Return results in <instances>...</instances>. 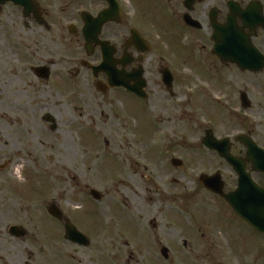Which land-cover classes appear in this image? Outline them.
<instances>
[{"label":"rangeland","instance_id":"obj_1","mask_svg":"<svg viewBox=\"0 0 264 264\" xmlns=\"http://www.w3.org/2000/svg\"><path fill=\"white\" fill-rule=\"evenodd\" d=\"M57 34L27 31L11 5L0 14V264H179L172 254L188 255L193 246L174 238L175 227L187 218L192 224L189 212L198 206L222 205L206 193L200 176L230 174L202 144L206 131L230 139L243 157L238 136L264 146V71L243 72L191 48L184 37L176 42L151 32L144 104L131 94L98 91L80 55L78 64L70 63ZM39 66L51 69L49 79L33 74ZM165 67L176 77L174 97L162 80ZM242 93L251 102L248 110ZM174 159L183 167H174ZM93 190L101 200L91 197ZM122 190L130 207L117 196ZM53 204L89 246L65 239L63 223L49 213ZM12 227L27 235L12 236Z\"/></svg>","mask_w":264,"mask_h":264},{"label":"flooded vegetation","instance_id":"obj_2","mask_svg":"<svg viewBox=\"0 0 264 264\" xmlns=\"http://www.w3.org/2000/svg\"><path fill=\"white\" fill-rule=\"evenodd\" d=\"M35 2L39 6V13L37 17L24 20L27 31L40 36L57 32L60 35L57 34L58 37L62 39L61 45L71 53L70 63L78 64L75 56L80 55V66L94 78L96 89L103 94L115 92L114 95H117L119 91L131 94L123 87H113L109 82V75L104 70L95 73L94 68L104 62V53L108 52L110 55L111 69L119 76H124L122 81L131 80L130 75L139 73L141 68L144 70L143 63L147 54H144L142 44H149L153 49L148 37V33L151 32L153 35V32L158 31L167 40L173 39L176 42L184 37L183 41L191 48L207 51L224 64L214 55L216 47L214 37L218 33L221 36L226 34L227 27L231 26L241 34L251 37L255 50L264 57V0H35ZM8 5L19 9L23 16L22 8L13 4L4 7ZM135 36L140 39L136 40ZM77 70L81 75L80 69ZM163 70L164 68L161 73ZM257 74L260 73L254 75ZM34 75L37 78L40 76L37 73ZM175 78L173 75V84ZM171 96L175 95L171 93ZM139 99L147 104L149 99L147 90L145 98ZM255 144L264 152V146L256 141ZM230 153L237 159L245 160V157L233 152V143ZM223 161L225 169L230 171V174L218 171L211 175L220 174L224 192L230 193L239 186V175L228 162ZM171 163L174 167L184 165L182 161L172 160ZM246 171L251 174L255 185L264 189V172H260L256 164L254 172L251 163H247ZM206 191L222 205L215 207L203 205L201 210H198V206L196 210L189 212L192 213V224L190 218H187L188 224L183 223L184 226L175 227L177 234L174 235V231L173 236L175 239L176 236L182 237L185 248L193 246V250L188 255L172 254V257L179 264L181 262L264 264V233L245 222L223 197L207 189ZM244 228L247 229V233H243ZM248 232L253 234L252 238ZM163 250L164 248L161 249V255L168 261L171 257L170 251L165 256Z\"/></svg>","mask_w":264,"mask_h":264},{"label":"water","instance_id":"obj_3","mask_svg":"<svg viewBox=\"0 0 264 264\" xmlns=\"http://www.w3.org/2000/svg\"><path fill=\"white\" fill-rule=\"evenodd\" d=\"M8 3H12L15 6L23 9L25 19H29L31 16H38L39 6L34 0H0V12L2 7ZM138 40V36H135ZM216 41V47L214 54L217 55L224 64H235L242 71H249L252 73H259L264 70V57L255 50L252 44L251 37L244 36L237 29L229 26L227 32L224 35L219 33L214 37ZM143 46L145 44H142ZM143 50L149 51L147 47ZM256 63V66H255ZM95 73L104 70L109 75V82L113 84V87H125L129 92L136 94L139 97L145 98L144 89L147 87L146 81L143 79L144 72L141 69L139 73L135 72L130 75L131 80H124V76H119L117 72L111 69L110 55L108 52L104 53V62L101 66L94 68ZM35 72L40 74L42 79H48L50 77L49 68H37ZM164 82L168 89H172L173 77L170 72L165 70L163 72ZM129 77V76H128ZM119 78L121 80H119ZM122 81L118 84V82ZM127 82V83H126ZM130 82L134 83L130 84ZM241 100L243 108L248 110L251 108V103L246 93L241 94ZM47 122L54 123V119L47 115L45 117ZM52 129L55 130L56 126L53 125ZM237 142L243 144L247 149L246 160L237 159L230 154L231 144L229 139L217 140L213 131L208 130L203 140V144L210 150L218 152L221 158L225 159L239 175V186L237 190L229 194L224 193V184L221 179V175L217 174L213 177L203 176L201 177V183L213 193L223 197L232 206L235 212L241 216L247 223H249L256 230L264 233V189L255 185L251 178V174L247 173V163H252L255 170V164L258 166L260 172H264V152L255 145V141L246 135L238 136ZM91 195L96 200H101L102 195L97 191H91ZM49 213L52 217L64 224L66 230L65 238L73 243L89 246L90 241L77 228L66 219L63 212L57 208L56 205H51ZM11 235L15 237H24L27 232L18 227H12L10 229ZM167 250H163V254L166 256Z\"/></svg>","mask_w":264,"mask_h":264},{"label":"bare ground","instance_id":"obj_4","mask_svg":"<svg viewBox=\"0 0 264 264\" xmlns=\"http://www.w3.org/2000/svg\"><path fill=\"white\" fill-rule=\"evenodd\" d=\"M167 120H162V124H163V126H165V125H167ZM36 133H39V130L38 129H36V130H34ZM49 144H51V143H49ZM45 146H47L46 144H45ZM52 147L53 148H56L57 147V145H52ZM126 185V183L125 182H122L121 183V185H120V187H123V186H125ZM138 189H135V193L137 194L138 193ZM116 195H117V193H116ZM117 196H120L122 199H124L125 200V203H126V206L127 207H130V205H131V201H130V198H129V195H128V193H126V191H124V190H122ZM117 201V197H115V198H112V202L113 203H115ZM129 214V217H132L134 214H130V213H128ZM132 262H135L134 260H132V261H130L129 263L131 264ZM128 263V264H129ZM76 264H83L81 261H79L78 263H76Z\"/></svg>","mask_w":264,"mask_h":264}]
</instances>
